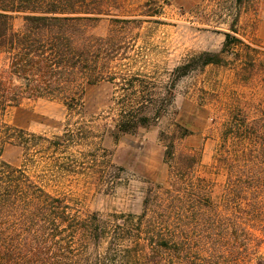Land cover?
I'll list each match as a JSON object with an SVG mask.
<instances>
[{"label":"trees","instance_id":"trees-1","mask_svg":"<svg viewBox=\"0 0 264 264\" xmlns=\"http://www.w3.org/2000/svg\"><path fill=\"white\" fill-rule=\"evenodd\" d=\"M232 1L240 11L253 0ZM158 2H145L142 13L161 15ZM116 3L0 0V114L44 99L60 101L69 116L80 117L85 89L108 83L114 88L113 126L106 134L113 141L154 127L173 99L175 79L195 65L175 68L163 88L139 70L131 72L130 40L141 21L113 16ZM17 16L19 29L13 26ZM102 17H110V31L95 36L91 29ZM235 21L223 34L219 54L198 56L202 65L225 63L219 55L240 43L231 34ZM233 113L223 125L216 158L227 173L222 195L231 207L227 214L205 186L193 182L199 156L176 157L172 142L163 157L171 183L149 188L139 215L84 212L80 196L49 188L71 181L94 187L108 177L106 151L96 143L93 127L79 119L51 135L6 127L1 145L21 148L22 163L4 161L0 146V264H241L256 257L261 240L238 215L243 207L247 219L262 221L264 115ZM256 227L251 229L262 231ZM254 264H264V255Z\"/></svg>","mask_w":264,"mask_h":264},{"label":"rangeland","instance_id":"rangeland-1","mask_svg":"<svg viewBox=\"0 0 264 264\" xmlns=\"http://www.w3.org/2000/svg\"><path fill=\"white\" fill-rule=\"evenodd\" d=\"M147 1L117 0L118 10L112 11L113 16L141 21L131 35L130 71L139 70L163 88L173 80L175 68L189 62L195 65L185 76L175 79L173 99L154 127L113 141L106 129L113 126L110 109L114 88L101 83L85 89L80 117L69 116L57 100L23 101L0 114V134L6 127L34 134H60L69 121L88 122L98 136L96 143L106 151L104 167L108 177L94 187L71 181L49 189L73 192L80 196L84 212L102 215H139L149 188L168 187L171 178L163 157L166 146L172 142L176 157L199 156L200 166L195 169L193 182L198 187L205 186L212 202L227 214L231 207L223 203L222 196L227 173L225 168L217 166L216 158L222 150L223 125L233 112L240 110L250 119L264 115V0H253L240 11L232 0H157L162 12L155 17L142 13ZM109 18L102 17L91 32L105 37L111 28ZM234 20L235 33L231 34L240 43H234L227 53L219 55L224 64L202 65L198 56L219 54L224 44L223 34L229 32ZM21 25L22 18L17 16L13 26L19 29ZM157 89L156 93L163 92ZM0 146L2 159L20 166L22 149L1 145V137ZM199 178L205 182H198ZM242 210L245 209H240L238 221L250 227V232L261 240L256 257L264 255V195L262 221L258 217L247 219V211ZM255 224L262 231L251 229ZM256 257L251 260L246 257L241 264H254Z\"/></svg>","mask_w":264,"mask_h":264}]
</instances>
